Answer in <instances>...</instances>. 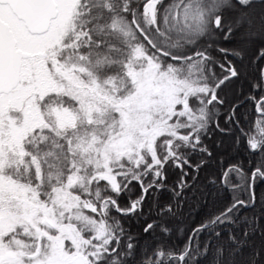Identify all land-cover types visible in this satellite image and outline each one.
Returning <instances> with one entry per match:
<instances>
[{
  "label": "snow or ice",
  "instance_id": "obj_1",
  "mask_svg": "<svg viewBox=\"0 0 264 264\" xmlns=\"http://www.w3.org/2000/svg\"><path fill=\"white\" fill-rule=\"evenodd\" d=\"M257 42L264 59V0H0V264H198L210 250L208 264H264L254 190L264 162L247 187L240 166L224 172L230 202L178 253L164 239L140 245L119 218L142 214L166 167L179 168L175 204L157 205L143 229L172 234L184 169L204 163L190 156L212 155L202 139L211 123L225 131L218 110L240 123L224 89L248 79ZM259 72L253 90L264 89ZM246 100L258 118L253 132L238 131L256 152L264 95ZM231 173L236 184L224 179ZM133 184L141 194L121 206Z\"/></svg>",
  "mask_w": 264,
  "mask_h": 264
},
{
  "label": "trees",
  "instance_id": "obj_2",
  "mask_svg": "<svg viewBox=\"0 0 264 264\" xmlns=\"http://www.w3.org/2000/svg\"><path fill=\"white\" fill-rule=\"evenodd\" d=\"M234 43L235 41L225 42L222 46L231 47ZM258 44L259 42L254 44L248 51L246 60L249 68L248 79L244 80L243 83L240 81L233 82L224 89L230 103L241 105L236 109V120L240 123L239 125H233L225 122L227 106L218 110L215 120L218 121L220 128L225 131H220L216 128L215 123H211L202 139L203 144L207 146L212 155L209 157L207 154L196 153L190 156L192 164H198L201 160L204 163L198 170L187 166L184 169L188 172V175L184 177L186 187L179 198L181 206L177 210V217L168 221L174 229L172 234L168 237H162L158 228L151 230L149 233H145L143 229L147 223L157 218V205L175 204L172 189L176 188L177 182L182 176L179 168L166 167L165 175L167 179L164 181L163 187L159 190L152 189L150 191L143 204L142 214L119 217L125 228L129 229L130 233L137 238L140 245H151L164 239L166 247H170L176 253L181 251L184 245L188 243V237L192 229L201 224L211 213L217 209H222L230 202L233 193L229 188L222 186L224 172L232 165L240 166L246 173L245 187H247L252 170L264 162V148L256 152L248 149L246 140L238 131V128H242L245 133L253 132L254 123L258 118L254 103L246 100V97L253 95L259 99L261 95H264V89L257 88L253 90L250 83L251 81L260 82L259 69H261L264 59H258ZM241 89L243 95H241ZM224 179L230 185L238 182L235 173L229 174ZM131 189V191L122 194L118 198V203L121 206H127L129 197L136 199L141 194L139 185L133 184ZM254 190L257 201L255 212L259 213L261 208L264 207V179L256 178ZM246 195V193H242L241 198H246ZM111 214L119 215L114 210ZM242 214L251 215V210ZM207 240V232L201 233L198 237L193 238L191 246L195 249L199 245L202 250ZM149 254L151 253L149 252ZM193 255H195V252H193ZM210 259L211 250L209 256L199 261L198 264H208ZM173 264H179V262L176 261Z\"/></svg>",
  "mask_w": 264,
  "mask_h": 264
},
{
  "label": "water",
  "instance_id": "obj_3",
  "mask_svg": "<svg viewBox=\"0 0 264 264\" xmlns=\"http://www.w3.org/2000/svg\"><path fill=\"white\" fill-rule=\"evenodd\" d=\"M261 68H264V60L262 62ZM249 183H251V174H250V177H249Z\"/></svg>",
  "mask_w": 264,
  "mask_h": 264
}]
</instances>
